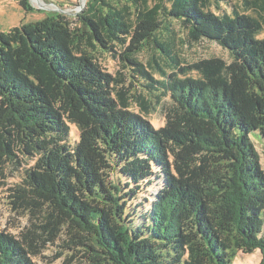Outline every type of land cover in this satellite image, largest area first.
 <instances>
[{"label": "trees", "instance_id": "1", "mask_svg": "<svg viewBox=\"0 0 264 264\" xmlns=\"http://www.w3.org/2000/svg\"><path fill=\"white\" fill-rule=\"evenodd\" d=\"M263 30L264 0H86L1 31L0 173L34 162L8 189L26 222L0 230V264L51 247L48 263L231 264L259 250L264 264L251 138L264 140ZM200 40L229 59H188Z\"/></svg>", "mask_w": 264, "mask_h": 264}, {"label": "rangeland", "instance_id": "2", "mask_svg": "<svg viewBox=\"0 0 264 264\" xmlns=\"http://www.w3.org/2000/svg\"><path fill=\"white\" fill-rule=\"evenodd\" d=\"M21 1L22 0H0V32L7 31L9 28L19 24L40 20L51 12H59L68 16H73L75 13L81 12L86 3V0H25L24 4H22ZM232 1L239 4V0ZM176 29L178 30V34L184 37V30L182 27L176 25ZM184 47H186L184 53L187 54L188 59L208 57L210 55H217L225 60L229 59L227 51L212 41L200 40L192 45H185ZM97 57L105 70L111 73L121 71L125 73L128 78L126 70L121 66L123 61L119 57L113 58L104 52L97 54ZM139 84V82L133 81V88L144 92ZM167 103L166 100V104ZM147 118L154 127L161 126L164 122L163 109L156 108L154 111H151ZM251 134L254 146L259 154L261 166L264 169V140L262 141L255 132ZM70 138L72 141L77 138V129L74 125H70ZM33 162L34 158L27 163H22L18 167L8 166L0 173V230L4 232L16 233L26 222L24 216L17 215L11 210V198L9 197L10 191H8V189L21 181L24 169L29 167ZM153 191L154 189H151L144 194L140 200L142 201L146 197H152L154 195ZM55 253L56 248L51 247L50 250L46 252L47 258L36 259L37 264H63L62 258H58L49 263L47 262L46 259H50ZM259 260L260 252L259 250H254L247 254L238 253L231 264H257Z\"/></svg>", "mask_w": 264, "mask_h": 264}]
</instances>
